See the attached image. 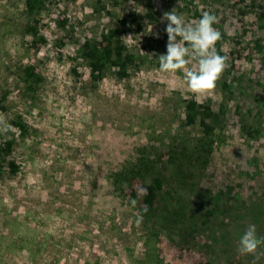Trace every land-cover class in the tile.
I'll use <instances>...</instances> for the list:
<instances>
[{"label": "rangeland", "instance_id": "rangeland-1", "mask_svg": "<svg viewBox=\"0 0 264 264\" xmlns=\"http://www.w3.org/2000/svg\"><path fill=\"white\" fill-rule=\"evenodd\" d=\"M101 2L106 11L99 0H48L35 16L47 41L36 44L23 34L25 0H0V148L12 144L0 156V264H144L155 230L213 264H264V244L237 250L249 224L264 237L263 32L250 0ZM174 9L186 22L217 18L215 49L234 68L211 90L159 71ZM133 14L140 32L118 24ZM116 25L136 60L123 77L95 79L83 44ZM21 65L42 79L33 91L19 84ZM193 99L212 106L213 130L205 114L189 123ZM133 177L159 179L154 210L126 191Z\"/></svg>", "mask_w": 264, "mask_h": 264}, {"label": "trees", "instance_id": "trees-1", "mask_svg": "<svg viewBox=\"0 0 264 264\" xmlns=\"http://www.w3.org/2000/svg\"><path fill=\"white\" fill-rule=\"evenodd\" d=\"M47 1L48 0H25V15L27 22L23 28V34L30 35L36 44H43L47 41L41 34V30L39 28L40 21L35 18L36 13L42 11ZM240 1L245 3L247 0ZM101 3V0H99V4ZM248 6L254 9L256 23L263 32V35L255 40L254 49L263 55L262 64L264 66V0H250ZM102 9L106 11L107 6L103 5ZM107 13L109 14V12ZM66 23L67 20H64L63 23L60 22L59 24L64 27ZM118 24L121 27H125L128 24L131 25V27L135 26L136 32H140L144 28V25L141 23V19L139 20L137 14H133L131 19L126 17L119 20ZM119 25L111 27L99 38L88 39L83 44V54L89 60L91 75L95 79L102 76L103 71L106 69H114L120 76L123 77L126 75V71L128 70L131 63L135 62L136 60L135 55L128 50L121 37ZM216 48L217 51H219V45H217ZM220 55L225 56L223 53ZM233 66L234 61L226 59V67L222 73V75L226 77L225 78L223 76L225 79L230 76L231 71L229 69L234 68ZM18 71V81L24 91H33L34 84L37 85L40 83V81H42V79L39 80L38 76L35 74V71H31V69L27 66H19ZM212 113L213 111L211 105L200 104L195 99L189 100L186 104V117L189 123H194L197 119H200L201 116L205 114L202 125L208 130H213V127L210 125L211 122L214 120L216 121V118H213ZM11 145V142H6L3 144L2 147H5L6 152L0 148V156L4 157V155H9L11 153ZM4 163L14 167L13 173H16L17 167L13 163ZM154 184L155 186L143 185L138 177H133L130 181L128 189H126L128 193L134 195V197L137 199L138 204L140 205L143 212L152 211L154 210V207H156L155 205L159 198V179H154ZM147 245L149 249L146 254L147 259L145 260L144 264H213L207 259L204 253L196 252L193 249L183 245H176L172 240L164 237L157 230L152 232L151 237H149V240L147 241Z\"/></svg>", "mask_w": 264, "mask_h": 264}, {"label": "clouds", "instance_id": "clouds-1", "mask_svg": "<svg viewBox=\"0 0 264 264\" xmlns=\"http://www.w3.org/2000/svg\"><path fill=\"white\" fill-rule=\"evenodd\" d=\"M164 20L168 22L165 28L168 42L166 54L158 58L159 71L175 73L183 70L184 81L196 94L215 88L227 59L215 49L221 39L220 31L214 26L216 16L204 12L198 20L186 22L174 9L164 14ZM191 60L197 61V64L191 69L186 68ZM261 244H264V237L258 236L254 224H249L239 239L237 250L240 254H254Z\"/></svg>", "mask_w": 264, "mask_h": 264}]
</instances>
